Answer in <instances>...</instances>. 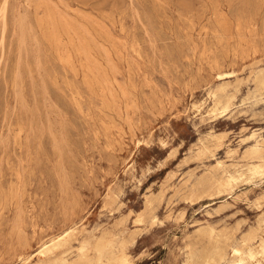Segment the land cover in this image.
<instances>
[{
	"label": "rangeland",
	"instance_id": "1",
	"mask_svg": "<svg viewBox=\"0 0 264 264\" xmlns=\"http://www.w3.org/2000/svg\"><path fill=\"white\" fill-rule=\"evenodd\" d=\"M0 12V264H264V0Z\"/></svg>",
	"mask_w": 264,
	"mask_h": 264
},
{
	"label": "bare ground",
	"instance_id": "2",
	"mask_svg": "<svg viewBox=\"0 0 264 264\" xmlns=\"http://www.w3.org/2000/svg\"><path fill=\"white\" fill-rule=\"evenodd\" d=\"M7 7H8V0H5L4 3H3V6L1 9L2 11V14L6 15V10H7ZM1 13V12H0ZM6 19V18H5ZM5 21V20H4ZM4 24V23H3ZM6 24V22H5ZM6 26V25H5ZM6 29V28H5ZM4 52V51H3ZM79 94V93H78ZM82 96V95H81ZM74 97V96H73ZM76 99V98H75ZM221 99H218L217 102H220ZM217 109V107L215 108V110ZM202 150H206L207 149V146L204 144L201 148ZM250 151L251 152H261L262 149H263V146L261 144L258 143H255V144H252L250 146ZM233 150H230L229 152H232ZM264 173V160H259V161H255V162H252L250 165H249V177H252V178H257L258 176H262ZM234 180H238V178L234 177L233 178ZM139 222H142L143 221V218H140L138 220ZM264 230V227L262 228ZM64 238L59 236L57 238L55 237H52L50 238L49 240H46L44 241L43 243V247L41 249V252H46V251H51L53 250L55 247H58L60 244H62Z\"/></svg>",
	"mask_w": 264,
	"mask_h": 264
}]
</instances>
